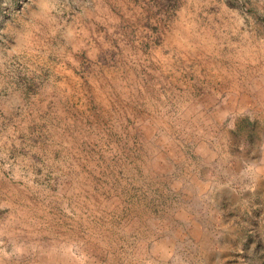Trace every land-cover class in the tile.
I'll use <instances>...</instances> for the list:
<instances>
[{
	"label": "rangeland",
	"instance_id": "374dc122",
	"mask_svg": "<svg viewBox=\"0 0 264 264\" xmlns=\"http://www.w3.org/2000/svg\"><path fill=\"white\" fill-rule=\"evenodd\" d=\"M37 4L0 0V264H264V0Z\"/></svg>",
	"mask_w": 264,
	"mask_h": 264
},
{
	"label": "crops",
	"instance_id": "0c3cea01",
	"mask_svg": "<svg viewBox=\"0 0 264 264\" xmlns=\"http://www.w3.org/2000/svg\"><path fill=\"white\" fill-rule=\"evenodd\" d=\"M51 1H52V0H35V2H38L37 5H38V7H39L40 9H43L44 7L47 9ZM93 1L96 2V0H93ZM97 1L100 3L102 0H97ZM96 6H97V5H95V8H96ZM99 6H100V5H99ZM99 6H98V7H99Z\"/></svg>",
	"mask_w": 264,
	"mask_h": 264
}]
</instances>
